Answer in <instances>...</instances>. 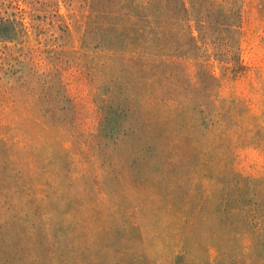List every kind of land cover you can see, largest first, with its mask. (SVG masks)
Wrapping results in <instances>:
<instances>
[{"label": "rangeland", "instance_id": "1", "mask_svg": "<svg viewBox=\"0 0 264 264\" xmlns=\"http://www.w3.org/2000/svg\"><path fill=\"white\" fill-rule=\"evenodd\" d=\"M0 264H264V0H0Z\"/></svg>", "mask_w": 264, "mask_h": 264}, {"label": "trees", "instance_id": "2", "mask_svg": "<svg viewBox=\"0 0 264 264\" xmlns=\"http://www.w3.org/2000/svg\"><path fill=\"white\" fill-rule=\"evenodd\" d=\"M32 3V2H31ZM22 11L23 12H26V9L25 8H22ZM24 15V14H23ZM24 18V16L22 17ZM135 24L131 25V26H134ZM123 31L122 32H119V31H116V35H114V38H113V43H124L125 46H126V43L130 42L132 44H136L137 42V38H135V32L133 34H131L130 36L126 33V27L123 26ZM117 30V29H116ZM123 38V39H122ZM11 41H14V38L11 36ZM116 44H111V46H109V48L115 50V52H119V50H117L116 48H114Z\"/></svg>", "mask_w": 264, "mask_h": 264}]
</instances>
